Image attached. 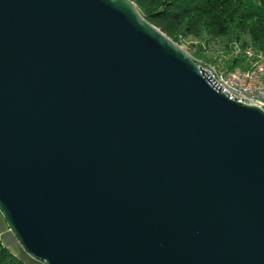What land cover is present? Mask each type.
I'll return each instance as SVG.
<instances>
[{"label": "water", "instance_id": "1", "mask_svg": "<svg viewBox=\"0 0 264 264\" xmlns=\"http://www.w3.org/2000/svg\"><path fill=\"white\" fill-rule=\"evenodd\" d=\"M0 210L45 264H264V111L128 0H0Z\"/></svg>", "mask_w": 264, "mask_h": 264}, {"label": "trees", "instance_id": "2", "mask_svg": "<svg viewBox=\"0 0 264 264\" xmlns=\"http://www.w3.org/2000/svg\"><path fill=\"white\" fill-rule=\"evenodd\" d=\"M141 17L179 46L190 38L206 44L226 39L233 32L237 40L249 37L242 49L264 53V0H128ZM194 58L205 59L200 51ZM242 59L234 57L226 70L240 68ZM216 64L215 61L211 62ZM225 71V70H224ZM5 229H8L7 231ZM3 228L1 234L9 232ZM0 264H45L32 258L19 244L12 252L0 236Z\"/></svg>", "mask_w": 264, "mask_h": 264}, {"label": "built area", "instance_id": "3", "mask_svg": "<svg viewBox=\"0 0 264 264\" xmlns=\"http://www.w3.org/2000/svg\"><path fill=\"white\" fill-rule=\"evenodd\" d=\"M250 65L247 68L220 71L214 66L199 62L211 80L212 86L230 100L264 110V56H254L246 50Z\"/></svg>", "mask_w": 264, "mask_h": 264}, {"label": "rangeland", "instance_id": "4", "mask_svg": "<svg viewBox=\"0 0 264 264\" xmlns=\"http://www.w3.org/2000/svg\"><path fill=\"white\" fill-rule=\"evenodd\" d=\"M244 41L249 42V37H241L238 41L237 34L233 32L231 35L226 37V39H220L217 42H212L209 44H206L205 41L190 38L186 40L184 42V45L180 47L193 58L194 55H196L197 51H200L201 55H203L205 59L198 58L197 60L199 62L214 66L220 71H224L228 68V66L232 63V60L236 56H240V58L242 59L240 68H247L250 65L249 58H247L246 56V50L249 47L246 49H242V44ZM213 61H215L216 64L213 65V63H211ZM4 227L8 228L9 225L2 211L0 210L1 239L12 252L16 253L18 251V246L20 243L11 230H9V232L1 234V231ZM5 230L7 231L8 229Z\"/></svg>", "mask_w": 264, "mask_h": 264}, {"label": "bare ground", "instance_id": "5", "mask_svg": "<svg viewBox=\"0 0 264 264\" xmlns=\"http://www.w3.org/2000/svg\"><path fill=\"white\" fill-rule=\"evenodd\" d=\"M248 52L254 53V56H264V53L257 54L252 48H248ZM241 103V102H240ZM264 111V110H263Z\"/></svg>", "mask_w": 264, "mask_h": 264}]
</instances>
